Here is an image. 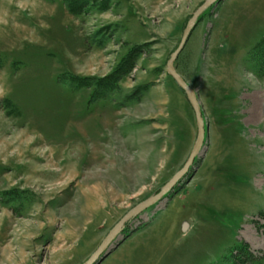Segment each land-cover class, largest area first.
I'll return each mask as SVG.
<instances>
[{"label":"rangeland","instance_id":"rangeland-1","mask_svg":"<svg viewBox=\"0 0 264 264\" xmlns=\"http://www.w3.org/2000/svg\"><path fill=\"white\" fill-rule=\"evenodd\" d=\"M205 0H0V264H83L183 168L166 63ZM204 143L95 264H264V0H218L175 61Z\"/></svg>","mask_w":264,"mask_h":264},{"label":"water","instance_id":"water-1","mask_svg":"<svg viewBox=\"0 0 264 264\" xmlns=\"http://www.w3.org/2000/svg\"><path fill=\"white\" fill-rule=\"evenodd\" d=\"M218 0H205L204 3L191 15L189 18L186 27L184 29L181 41L176 48V50L170 55L166 63V70L169 76H171L174 81L177 83L179 88L185 93L187 100L189 101L196 118V125L198 129L197 139L192 149V152L186 161L183 168L162 188V190L156 195L148 198L147 200L141 202L132 208L129 212H127L108 232L106 237L102 240L101 244L98 246L96 251L91 255V257L83 264H95L109 249L112 243L117 239V237L122 233L125 229L126 225L135 217L140 215L146 209L160 201L190 170L192 167L196 157L201 152L204 143V126H203V118L201 115V109L199 106V101L195 92L188 87L187 83L184 79L179 75L175 68V61L183 48L186 45V42L191 35L198 19L201 15L213 6Z\"/></svg>","mask_w":264,"mask_h":264}]
</instances>
